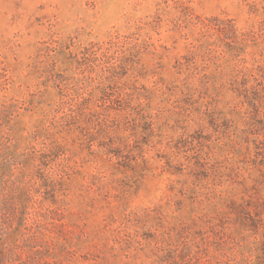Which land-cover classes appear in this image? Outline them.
I'll list each match as a JSON object with an SVG mask.
<instances>
[{
	"label": "rangeland",
	"instance_id": "1",
	"mask_svg": "<svg viewBox=\"0 0 264 264\" xmlns=\"http://www.w3.org/2000/svg\"><path fill=\"white\" fill-rule=\"evenodd\" d=\"M0 264H264V0H0Z\"/></svg>",
	"mask_w": 264,
	"mask_h": 264
}]
</instances>
